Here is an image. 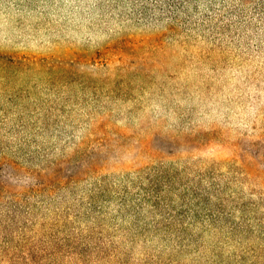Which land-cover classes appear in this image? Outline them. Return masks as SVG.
<instances>
[{
	"label": "rangeland",
	"instance_id": "1",
	"mask_svg": "<svg viewBox=\"0 0 264 264\" xmlns=\"http://www.w3.org/2000/svg\"><path fill=\"white\" fill-rule=\"evenodd\" d=\"M5 236L264 264V0H0Z\"/></svg>",
	"mask_w": 264,
	"mask_h": 264
},
{
	"label": "trees",
	"instance_id": "2",
	"mask_svg": "<svg viewBox=\"0 0 264 264\" xmlns=\"http://www.w3.org/2000/svg\"><path fill=\"white\" fill-rule=\"evenodd\" d=\"M73 238L67 237L62 242L54 243L52 246L49 245L52 242L43 241L40 244L33 245L32 247H28L27 251H23L18 246L12 245L10 239L5 236L2 241V257L8 256L15 263L16 261H20L22 264H59V257H65L67 254L74 255L79 254L80 257L84 259L86 254L90 253V248L77 241V244H74ZM66 240V241H65ZM68 240V242H67ZM73 241V242H69ZM80 246L84 247L81 248ZM12 248L14 251H12ZM86 250V251H85ZM47 255L45 258H43ZM50 258V259H49ZM49 259V260H48ZM48 260V261H47ZM81 261V260H80Z\"/></svg>",
	"mask_w": 264,
	"mask_h": 264
}]
</instances>
